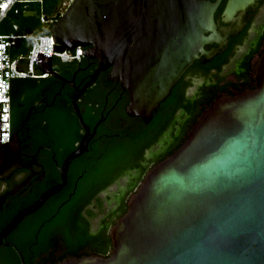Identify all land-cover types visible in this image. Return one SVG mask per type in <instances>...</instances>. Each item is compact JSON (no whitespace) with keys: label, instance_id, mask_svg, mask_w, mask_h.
Here are the masks:
<instances>
[{"label":"water","instance_id":"1","mask_svg":"<svg viewBox=\"0 0 264 264\" xmlns=\"http://www.w3.org/2000/svg\"><path fill=\"white\" fill-rule=\"evenodd\" d=\"M259 1L226 0L222 20ZM220 2L73 0L51 24L56 51L82 47L97 61L71 97L84 133L58 165L59 180L0 230V245L13 246L5 237L65 186L70 163L88 149L99 121L91 130L77 100L98 74L109 69L108 79L128 93L126 114L149 123L185 71L227 44L215 21ZM36 66L58 76L52 57L39 54ZM254 79L253 89L217 94L184 142L147 171L110 229L109 256H66L54 264H264V52ZM18 144L15 134L0 143L1 178L21 167Z\"/></svg>","mask_w":264,"mask_h":264},{"label":"trees","instance_id":"2","mask_svg":"<svg viewBox=\"0 0 264 264\" xmlns=\"http://www.w3.org/2000/svg\"><path fill=\"white\" fill-rule=\"evenodd\" d=\"M46 1L44 0L43 4L47 3ZM26 7L30 12H23L25 7L20 5L17 12L11 10L0 22V33L14 31L25 35L16 38L11 47V54L13 57H19V67L22 70H26V55L31 48L33 36L50 34L52 24L49 21H40L42 10H39L37 3H30ZM13 24H17L16 30H13ZM260 38L264 39V29ZM263 52L264 42L261 46L254 45L249 48L238 63L233 79H226V75L222 73L223 67L230 61L233 50H229L227 54L217 55L205 63L196 60L202 70L203 83L193 96L186 95L185 91L190 82L182 78L173 87L171 95L159 104L149 123H143L138 117H128L127 127L119 130L118 136L108 139L105 143L94 145L90 154L83 153L75 158L70 163L65 188L49 197L38 210L27 215L16 226V245L23 252L26 262L54 264L66 256H109L112 251L110 229L126 212L128 199L136 192L147 171L184 142L192 125L217 94H230L233 91L255 87L254 74L258 60L253 62L252 59L254 56L260 57ZM52 59H57L71 69L85 64L84 58L62 61L53 56ZM63 70L67 72L69 69ZM35 71L39 73L40 69L35 66ZM189 71L195 73V69L189 68ZM103 79L105 80L106 77ZM48 82L50 83L49 75L25 76L12 80L10 88L12 128L15 126L16 113L23 97L38 92ZM73 124L74 126L68 128V137H59L55 143H52L59 162L76 148V142L81 136V128L75 117ZM50 128H52L51 120H48L45 130ZM58 129L61 130V127L59 126ZM166 132L168 137L164 140L160 151L147 157L146 152ZM41 142L43 141L39 140V143ZM61 145L64 150L58 149ZM132 171H136L137 176L128 182V187L116 207L100 218L98 228L93 231L89 206L100 192ZM57 179V171H47L46 182L39 185L34 198ZM57 245L62 251L56 250ZM16 264H18L17 256Z\"/></svg>","mask_w":264,"mask_h":264},{"label":"flooded vegetation","instance_id":"3","mask_svg":"<svg viewBox=\"0 0 264 264\" xmlns=\"http://www.w3.org/2000/svg\"><path fill=\"white\" fill-rule=\"evenodd\" d=\"M225 2L226 0H221L218 5L215 11V21L221 35L226 37L227 44L224 45V49L220 53L214 55L212 58L217 55L227 54L229 50H233L231 56V58H233L237 50L247 45L245 50L238 57V66L242 56L249 48L254 45L261 46L264 42V39L260 38L264 29L263 21L262 27L255 32L250 43L246 44L255 16L264 0H260L254 8L248 7L245 11H237L229 20L223 21L222 10ZM211 46H217V44H206L205 48L209 49ZM82 58L85 59V64L72 69L71 67L64 66L57 61V59H52L53 70L58 76L49 75L50 83L48 82L46 86H43L38 92L26 95L19 103L16 113V123L12 128L11 136L13 134L18 136V156L21 167L12 170L5 178L0 177V230L18 210L29 205L36 199L34 197L37 188L41 183L46 182L47 171L51 172L55 170L58 172V179L52 184H55L59 180V171L57 167L61 162L57 159V151L52 147V143H55L59 137L69 136L68 128L72 125L74 126L73 117L77 120L71 105V97L75 92L74 88L75 86H82L88 79L89 74L97 66L96 59H88L84 56ZM202 58L201 56L198 61H202ZM258 59L259 57L254 56L252 60L255 62ZM206 61L202 62L205 63ZM66 68L69 70L63 72V69ZM189 68L192 70L195 69V73H191ZM189 68L185 71L180 80L183 78L190 82V85L185 91L186 95L187 90L193 84V80H198L195 92L193 93L194 95L198 87L203 83V74L196 62ZM108 70L109 69L100 72L95 82L81 93L77 100L83 120L91 130L99 121L95 133L88 141V149L84 152L86 155L92 152L94 145L105 143L108 139L118 136L119 130L127 127L129 123L128 117H131L125 112V106L128 103V93L121 88L118 82L108 79ZM103 77H106V79L104 80ZM226 79H229L228 75H226ZM170 95L171 93L168 96ZM165 99L163 101H165ZM48 120H51L52 128H50V130H45L48 125ZM59 126L61 130L58 129ZM83 133L84 130L81 128V136ZM81 136L78 138L76 146ZM39 140L43 142L39 143ZM61 148L62 150L65 149L63 145H61L60 148L58 147V149ZM159 151L160 150L153 152L152 155H155ZM66 185L67 182L65 186ZM65 186L63 188H65ZM63 188L59 192H61ZM16 234L15 227L5 237V241L13 246L0 245V264H16V256L18 258V264H21L16 249L21 253L24 263L30 264L26 262L23 252L19 250L16 245ZM56 250H58V252L62 251L59 245L56 246Z\"/></svg>","mask_w":264,"mask_h":264},{"label":"built area","instance_id":"4","mask_svg":"<svg viewBox=\"0 0 264 264\" xmlns=\"http://www.w3.org/2000/svg\"><path fill=\"white\" fill-rule=\"evenodd\" d=\"M44 0H0V22L6 17V15L13 10L17 12L19 6H24L23 12L28 13L30 9H27L30 3H37L42 5ZM73 0H59L56 6V11L51 17L44 16L41 11V22H54L61 16ZM17 29V24H13V30ZM25 37V35L17 34L12 31L9 33H0V143H4L9 140L12 131L11 125V105H10V88L11 82L14 78L18 77H45L48 74L35 71L38 55L43 54L48 57H58L62 61L80 60L83 57V48L76 47L74 50H65L62 52L54 49V40L51 34L33 36L32 45L26 55L27 66L26 70H22L19 67V57H13L11 54V47L15 43L16 38Z\"/></svg>","mask_w":264,"mask_h":264},{"label":"rangeland","instance_id":"5","mask_svg":"<svg viewBox=\"0 0 264 264\" xmlns=\"http://www.w3.org/2000/svg\"><path fill=\"white\" fill-rule=\"evenodd\" d=\"M58 1L59 0H47L46 1L47 3L45 4L42 3V5H38L39 10H42L44 15L51 16L56 11V6L58 4ZM263 21H264V2L255 16L251 30L249 32V39L246 42V44L250 43L251 39L255 35V32L262 27ZM246 47L247 45L237 50L236 55L233 58H231L228 64H226L223 67L222 73L228 75L229 79L234 78L233 70L235 71L237 68L238 57L245 50ZM197 81L198 80L196 79L193 80L192 86L187 90L188 96H193V93L195 92L196 89ZM167 135L168 132H166L165 135L162 138H160V140L146 152L147 157L152 156L153 152H156L161 149V147L164 144V140L168 137ZM136 176H137L136 171L128 172L126 175L120 177L115 183H113L104 191L98 194L93 204H91L88 208L89 211L91 212L90 221H91V229L93 231H95L98 228L100 218H102L107 213V211L112 210L114 207H116V205L120 200V197L122 196L125 189L128 187V182L131 181Z\"/></svg>","mask_w":264,"mask_h":264}]
</instances>
